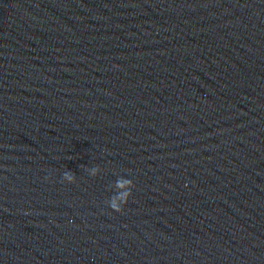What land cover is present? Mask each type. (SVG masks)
<instances>
[{"label": "water", "instance_id": "95a60500", "mask_svg": "<svg viewBox=\"0 0 264 264\" xmlns=\"http://www.w3.org/2000/svg\"><path fill=\"white\" fill-rule=\"evenodd\" d=\"M0 264H264V0H0Z\"/></svg>", "mask_w": 264, "mask_h": 264}, {"label": "clouds", "instance_id": "9594fccd", "mask_svg": "<svg viewBox=\"0 0 264 264\" xmlns=\"http://www.w3.org/2000/svg\"><path fill=\"white\" fill-rule=\"evenodd\" d=\"M65 179H67V180H71L72 178H71V176L69 175V174H65Z\"/></svg>", "mask_w": 264, "mask_h": 264}]
</instances>
